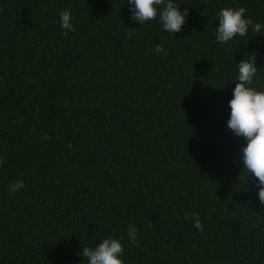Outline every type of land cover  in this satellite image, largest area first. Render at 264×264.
Masks as SVG:
<instances>
[{"label": "trees", "instance_id": "16d2710c", "mask_svg": "<svg viewBox=\"0 0 264 264\" xmlns=\"http://www.w3.org/2000/svg\"><path fill=\"white\" fill-rule=\"evenodd\" d=\"M175 3L174 36L127 0H0V264H87L108 237L123 264H264V205L226 126L241 60L264 89V30L214 35L221 8L264 25V0Z\"/></svg>", "mask_w": 264, "mask_h": 264}, {"label": "clouds", "instance_id": "9594fccd", "mask_svg": "<svg viewBox=\"0 0 264 264\" xmlns=\"http://www.w3.org/2000/svg\"><path fill=\"white\" fill-rule=\"evenodd\" d=\"M129 19L142 25L152 20H157L163 32L175 36L181 32L186 18L189 15L187 9L180 11L181 5L175 0H127ZM246 9L221 8L216 14L218 27L215 28V40L218 45H224L236 37H245L249 30L260 33L264 30L261 23H253L245 16ZM60 28L62 35L75 32L72 22V13L65 9L59 13ZM155 51L165 54L162 45H157ZM235 87L232 90V98L228 101L229 115L226 126L233 136L242 138L239 156L234 161L242 166L239 177L240 183L245 186L250 182L256 190L257 198L261 205H264V89L257 90L252 87L257 79L258 70L255 60H241L237 65ZM47 140L48 137H42ZM2 163V161H0ZM22 181L9 185L12 193L22 189ZM185 220L191 219L193 226L203 231L198 213H192L191 217L185 215ZM137 229L132 225L128 226V242L137 243ZM82 256L87 264H123L121 257L124 254V246L119 239L112 237L102 239L94 247H82Z\"/></svg>", "mask_w": 264, "mask_h": 264}]
</instances>
